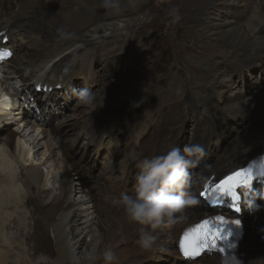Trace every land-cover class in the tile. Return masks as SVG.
Here are the masks:
<instances>
[{
    "label": "bare ground",
    "instance_id": "bare-ground-1",
    "mask_svg": "<svg viewBox=\"0 0 264 264\" xmlns=\"http://www.w3.org/2000/svg\"><path fill=\"white\" fill-rule=\"evenodd\" d=\"M196 1L201 6L191 15V25L194 30L201 32H197L195 37L205 36L209 40L208 34L212 36L215 34L216 44L220 42L222 46L218 55L222 60V74L229 78L230 83L220 89L212 85L213 70L218 67L214 52L219 47L211 45L207 48L213 50L209 60L212 63H206L202 68H193L196 74L202 73L204 76L207 83L204 89L201 85L193 86L186 81L179 84L175 77L173 82H167L159 87L170 97L176 94L177 86L180 85L181 94L175 98L176 102L181 101L182 96L190 100L194 90L204 93L203 99L194 102L207 109L210 129L207 134H199L194 139V143L202 145L204 149L207 144H210L212 146V149H208L210 151H213L215 146V152L220 159L213 165L198 164L194 168L196 171L194 177H202L200 183L202 184L212 175L218 178L219 174L243 163L251 154L264 147V87L261 86L264 81V0H226L227 7L223 18L214 19L209 27L202 23L200 17L204 10L213 8L215 0ZM97 2L98 0H0V30H6L10 36L8 46L16 49L15 55L0 70L7 68L11 71L12 79L20 82L22 95H26L27 91H34L39 82L50 85L59 83L70 85V79L86 78V75L89 77L92 73L90 64L93 58L105 62L108 74H112V68L119 60L120 53L126 45L132 43L137 33V27H129L128 24L135 25L140 23L141 19L124 18L125 12L115 16L107 15L103 9L95 7ZM132 12L136 15L138 11ZM123 22L127 25H122ZM122 30L130 32L129 41L121 32ZM110 33L111 35H108ZM96 36H106L105 41L108 46L96 47L95 41L92 40ZM156 36L157 34L153 31L148 33L143 40L144 43L141 41L140 48L148 50L149 44L154 42ZM118 41H120L119 45ZM77 44L85 45L82 53L86 55V58L82 59H85L84 62L80 61L82 55L78 57L76 54L58 60V57ZM188 50L190 51V47L187 45L186 49L177 52V56L183 57ZM77 51L76 49L75 53ZM257 54L263 56H256ZM233 59L237 60V63L233 64ZM180 72V75L184 76V68H180ZM161 73L167 75L165 71ZM234 77L242 80L251 78L254 81L249 80L247 87L242 89L236 86L237 80H234ZM0 82L4 83L2 80ZM113 85L116 83L111 84ZM232 87H235V92L238 94L234 97L230 95L231 101L226 100L222 108L221 102L224 101L225 93ZM114 90L108 91L103 103L94 108L84 109L80 106L81 103L77 104L76 115H79L77 112L80 110H84L87 115L83 130L80 132L81 136H74L73 130L66 132L60 126L48 124L51 116L61 109V103L57 102L53 93L48 95V99L56 102L55 105L41 102L48 109L47 119L43 122L36 121L33 114L31 122L27 124L34 129L37 128L36 130L43 134L51 156L61 164L60 169L63 174L60 182L61 192L49 201L50 208L41 207L36 197L29 193L39 191L42 184L39 168L30 167L26 172L23 170V162L30 165L33 151L24 145L16 132L8 131L6 128L15 115L9 109L17 107V104L7 105L0 102V215L2 214L0 264H33L35 257L40 253L46 254L49 258L53 257L54 244L58 247L56 254L58 259L56 258L55 262L50 259L49 264H71L72 261L74 264L76 256L80 255V249L82 247L88 249L97 236L102 240L101 247H110L114 251L117 257L115 264H140L150 256L152 257L149 261L154 258L159 260L158 254H165L164 261L169 256H172L170 259L172 262L175 257L182 259L176 250L175 237L179 236L184 228L206 216L204 206L198 207L196 203L191 205L178 222L154 230L157 239L151 249L140 248L136 240L141 226L127 221L119 206V200L110 211L106 203V194L111 184L106 179L102 181L95 177L93 170H89L88 167L91 169L92 167L88 153L92 150L84 148V145L86 143L101 144L106 137L114 135L112 132L116 130V135L120 137L119 132L122 133L126 129V132L135 131L136 133L139 130L135 137V141H139L143 138L140 134L145 133L144 130L149 125L147 135H155L152 146L143 149L140 142L133 143L131 149L139 153H148L169 136L177 139V134L185 128V121L163 114L160 120L153 124L146 109L149 100L155 99L158 102L156 90H145L139 93V99L142 102H129L139 105V107L133 106L132 111L127 110L126 103H119L113 93ZM196 105L192 103V107L198 110L199 107ZM2 117H5L4 121H1ZM249 117L253 121L257 120L256 125L251 126L247 123ZM26 118H29V113L26 114ZM25 120H20L22 125H25ZM143 120H146V123H142ZM105 121L108 123L103 124ZM199 124L200 120H197V129ZM231 125H234L233 132H238L230 137L226 129ZM108 126L115 127L116 130ZM38 127L45 128V131H41ZM153 127L156 130L152 129ZM50 139L53 140L51 145ZM153 154H162V150L156 148L150 155ZM203 159L204 157L201 160ZM128 164L125 157L111 172L117 170L123 173ZM22 178L23 181H21ZM77 189L81 190L85 201H74L73 194H76ZM26 207L32 208V224L29 226L24 211ZM58 215H60L59 219ZM241 217L257 225L255 213L244 212ZM17 223V230L11 235ZM69 226L71 230L65 234V229L69 230ZM48 230L54 236V240L45 235ZM251 231L253 235L257 234L260 238L264 234L262 230L252 229ZM94 232L97 235H94ZM23 236L31 252L30 258L22 245ZM88 236L92 238L90 245L85 240ZM262 247H264V241L259 243L252 240L244 245L243 263L264 264ZM203 257L205 256L202 255ZM97 264H104V262L100 260ZM201 264H221V262L215 257H208L206 263Z\"/></svg>",
    "mask_w": 264,
    "mask_h": 264
},
{
    "label": "rangeland",
    "instance_id": "rangeland-1",
    "mask_svg": "<svg viewBox=\"0 0 264 264\" xmlns=\"http://www.w3.org/2000/svg\"><path fill=\"white\" fill-rule=\"evenodd\" d=\"M172 6H175L179 9L180 19L177 23L170 25L168 23L169 18L166 15L165 10ZM200 6L201 4L197 2L196 0H145V3L139 9L136 10L138 11L136 15H134L132 11H126L124 14V18L132 19V17H138L141 19L140 20L141 22L135 23V25L128 24L129 27H133V26L134 28L137 27V33L135 35V38L132 40V43L130 44L131 46L128 45L130 49L127 50L128 52L122 51L123 56L120 59V66L111 78H107L103 72L102 67L99 64H96L95 68H96V71H98L99 73V78H97L96 82L94 83L96 84V89H97L96 101L92 105H84V104L81 105L80 104V106H82V108L84 109H87L88 107L94 108L96 106H99L104 101V98L107 97V92L112 91V89H115L113 93L118 98L119 103L121 104L126 103L127 110L131 111V104L129 102H132L134 100L135 95L137 91L139 90V87H140L139 93H143L145 91L142 89L141 86L148 85L150 86L151 91L156 90L155 92L158 93L157 95L158 102L156 101L154 105L151 106L150 109L148 110V113L151 115V118L155 121L153 122V124L158 122V119L161 117V114H164V115L172 114L175 116L176 119L179 117L178 119L185 121V128L177 134V137H179L178 139L183 141L184 145L188 141L187 138H190L192 136H199V134L200 135L207 134L206 130L210 128L209 126L210 122H209V119L207 118V114H208L207 109H205L202 106L200 107V105H196V103L193 100H190L191 106L184 103L183 105H179V107L177 108L175 106V100L169 98L168 93L164 92L163 89L159 87L161 86V83L163 82L164 83L173 82L174 81L173 77H175L177 78L176 80L181 79L180 81H178L179 84L187 80L188 82L192 83L193 86L201 85L202 86L201 88L204 89L205 86H207V83H205V80H204V76L202 75V73L196 74L193 71V68H202L204 67L206 63H212L209 60H211V57H212L211 54H213V50L207 48L211 45L219 47L214 52V56L216 59L215 62L218 63V67L216 68V70L215 69L213 70L214 77H212V85L220 89L222 86L228 85L230 83L228 81L229 78L225 77L224 74H222V60H221V57L218 56L220 54V50H222V46H220L221 45L220 42L216 44L215 34L212 36L209 33L208 34L209 40H207L205 36L198 37V38L195 37V34L201 31H198L197 29L194 30V28H192L191 15ZM226 7H227L226 0L225 1L215 0V5L213 6V8H208L204 10L200 17V20L202 21V23L206 25V27H209L213 23L214 19L220 20L223 18L222 16L226 12ZM202 9H203V6H202ZM124 18H122V20H124ZM123 23L122 25H127L126 22H123ZM152 31L157 34L156 39L154 40L152 44L151 43L149 44L148 50L147 49L142 50L140 48L141 41L145 40L147 34L148 33L150 34V32ZM121 32L124 34V36L129 41L131 37L130 32L128 30H124V31L122 30ZM112 34H116V33H112ZM108 35H111V33ZM105 38L106 36L105 37L96 36L92 40L95 41L96 47H99V46L107 47L108 44H106V46H104L103 44V43H106ZM119 44H120V41H118V45ZM187 45L188 47H190V51L189 50L186 51L183 57L177 56V52L182 49H186ZM76 46L77 47L74 46L68 49L66 52H64L60 57H58L59 58L58 60L73 54L71 52L76 48L81 49V52L85 49V45L77 44ZM132 51H135L137 55H143L146 59L150 60L151 62V66L149 69L150 72L152 73L160 72L159 74H157L158 77L154 79L155 83L152 81L151 76L148 75V72L145 71L146 66L149 67V63L147 61H143L144 57L142 56L135 59V55H132ZM83 58H86V55L85 56L82 55L80 57L81 60ZM232 61H237V60L233 59ZM159 67L161 68L159 69ZM180 68H184V72H185L184 76L180 75L181 73ZM161 71H165L167 75H164L163 73L161 74ZM132 75H136V79L134 81L135 84H133L130 80V77ZM160 76L161 78L158 81ZM165 78L167 80L164 81ZM113 83L114 84L116 83V85H113L114 87L111 86V84ZM261 86L264 87V81L262 82ZM234 88L235 87H232L231 89H229V91H227V93H225L224 101L221 102L222 108H223V105H225L224 104L225 101L228 99L230 91L233 90ZM146 90H149V89L147 88ZM234 94L235 93H233V95ZM203 98H204V95H202L201 91L199 90H194V93L191 96V99H194L195 101L201 100ZM180 103L181 101L177 102V104H180ZM192 103H194L197 107H199V109L198 110L194 109L192 107ZM74 106H76V104L71 105L70 109L64 110L62 113H57L54 116H52L50 119V123H52V126L53 124L54 125L57 124L58 126H61L66 132L73 130V135L78 137V136H81L80 132L83 130L84 122H85L87 115H85L86 113L84 112V110L78 111L77 113L79 115L73 114L74 111L72 108ZM164 108H167V109L163 110ZM64 113L67 114L66 115L67 117H63ZM59 119H62V121L59 122L58 121ZM197 120H200L198 129L196 128ZM142 123H146V120H143ZM247 123L250 124L251 126H254L255 124V122L253 121V119H251V117L248 118ZM6 128L8 129V131L12 130L16 132L21 137L24 145L28 149H31L33 151L34 154L30 161V165H28L27 162H23L24 163L23 170L26 172L27 170L30 169V167L39 168L40 173L42 174V184L39 190L40 192L30 191L29 193L30 195H33L36 197L41 207L50 208V206L48 205L49 201L55 198L56 196L60 195V192H61L60 182L63 176V174H61V169H60L61 164L57 162L54 157L51 156L48 143L46 139H44L43 134H41L40 131L36 130L37 128L34 129L31 127V125H22V123L19 121H15L12 125ZM39 129L43 131L42 128H39ZM148 129H149V125L147 127V130ZM145 130H144L145 133L140 134V136L147 134ZM126 131L127 129L123 131L124 133L123 132L121 133L118 131L120 133V137H123V135L127 133ZM129 133L134 137L131 139V141H135V137L138 134H135L136 132L134 133L129 132ZM137 133H139V130ZM230 134L234 135L235 133L232 132ZM171 137H174V136H171ZM81 141L83 142L84 140H81ZM49 142H50L49 144L51 145L53 140L50 139ZM122 144L123 145L121 147H124L125 142H122ZM179 146L182 148L181 143H179ZM106 152H107V149L106 147L103 146L100 149V155H97L96 152L93 150L88 153L91 166H93L92 170L94 172L95 177H99L100 175L107 176L108 167L109 165L113 164V160L110 157L107 160V164H106V161H105ZM120 177H121V174L116 173L113 178H115L114 180L119 181L121 180ZM113 178L110 179V182L111 181L114 182ZM21 181H23V178ZM73 199L74 201H78V200L85 201L84 200L85 196L82 194L80 189H77L76 194L75 193L73 194ZM31 210H32L31 207L24 208L28 226L32 224ZM0 213H1V210H0ZM1 216L2 214L0 215V218ZM59 216L60 215L57 216L58 219H59ZM17 227H18V223L15 225V228L12 230L11 235L13 234V232L14 233L16 232ZM70 230H71V227L69 226V230L65 229L66 231L65 234H68ZM45 235L49 237L51 240H54V236L51 234L49 230L46 232ZM94 235H97V233L94 232ZM85 240L88 245H90V243L92 242V238L89 236L86 237ZM22 245L24 248H26V253L28 254V257L30 258L31 252L26 244L25 236H23ZM84 250L86 249L82 247L79 251L80 254ZM57 252H58L57 244H54L53 253H52L53 257H50V259L53 260L54 262L55 260L58 259L56 255ZM158 255H160V258H158L159 260L154 258L153 260L143 263V264H201V263H205L204 261H201L200 263L198 261L196 263L195 262L193 263L179 262L177 260V257H175V259L172 262L170 260L172 259V256H169L168 259L164 261L163 257L165 254H158ZM72 262L71 264H73Z\"/></svg>",
    "mask_w": 264,
    "mask_h": 264
},
{
    "label": "clouds",
    "instance_id": "clouds-1",
    "mask_svg": "<svg viewBox=\"0 0 264 264\" xmlns=\"http://www.w3.org/2000/svg\"><path fill=\"white\" fill-rule=\"evenodd\" d=\"M144 3L145 0H98L95 7L115 16L135 11ZM165 12L170 25L179 21L177 7H169ZM72 91L81 104L92 105L96 101V93L87 86ZM133 106L139 107L138 104ZM205 154L204 147L195 143L186 145L183 150L173 147L163 154L146 155L135 150L127 154L126 161L137 171L131 191L120 197L119 206L128 222L141 226L136 240L140 248L151 249L157 239L154 230L175 224L183 218L185 210L196 203L195 190L203 178L194 177L190 170L197 167ZM101 244V238L95 237L74 264H97L100 260L104 264H115L117 257L112 248L101 247ZM49 261L46 254L40 253L33 264H49Z\"/></svg>",
    "mask_w": 264,
    "mask_h": 264
},
{
    "label": "snow or ice",
    "instance_id": "snow-or-ice-1",
    "mask_svg": "<svg viewBox=\"0 0 264 264\" xmlns=\"http://www.w3.org/2000/svg\"><path fill=\"white\" fill-rule=\"evenodd\" d=\"M10 51H0V60L10 57ZM264 175V171L261 172ZM255 176L251 168H244L234 171L231 175L220 179L218 183H210L204 185V190L199 193L205 199H211L214 203L220 202L222 197H230L233 203L237 201L236 190L241 187H248L252 184ZM239 210L238 208L236 209ZM228 223L239 226L240 221L233 219L229 221L223 216L201 218V222L192 225L184 230L183 236L179 241V249L182 255L187 259H194L205 250L211 252L213 250L220 252L225 251L218 247V241H227L231 233L222 235L224 226ZM233 247V245H229Z\"/></svg>",
    "mask_w": 264,
    "mask_h": 264
}]
</instances>
